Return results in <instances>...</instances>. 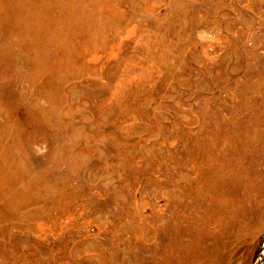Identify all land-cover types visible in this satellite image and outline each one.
<instances>
[{
  "label": "rangeland",
  "instance_id": "rangeland-1",
  "mask_svg": "<svg viewBox=\"0 0 264 264\" xmlns=\"http://www.w3.org/2000/svg\"><path fill=\"white\" fill-rule=\"evenodd\" d=\"M264 0H0V264H260Z\"/></svg>",
  "mask_w": 264,
  "mask_h": 264
},
{
  "label": "water",
  "instance_id": "water-1",
  "mask_svg": "<svg viewBox=\"0 0 264 264\" xmlns=\"http://www.w3.org/2000/svg\"><path fill=\"white\" fill-rule=\"evenodd\" d=\"M260 264H264V256H263L262 262Z\"/></svg>",
  "mask_w": 264,
  "mask_h": 264
}]
</instances>
